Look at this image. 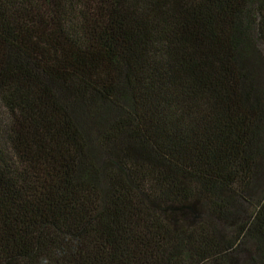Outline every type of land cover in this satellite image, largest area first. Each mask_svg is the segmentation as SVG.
Here are the masks:
<instances>
[{"label":"trees","instance_id":"obj_1","mask_svg":"<svg viewBox=\"0 0 264 264\" xmlns=\"http://www.w3.org/2000/svg\"><path fill=\"white\" fill-rule=\"evenodd\" d=\"M0 264H264V0H0Z\"/></svg>","mask_w":264,"mask_h":264}]
</instances>
